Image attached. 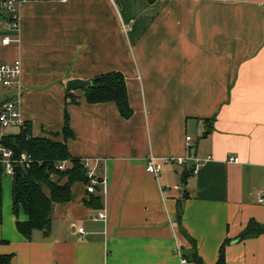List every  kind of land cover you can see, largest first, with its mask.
Returning <instances> with one entry per match:
<instances>
[{
	"label": "crops",
	"instance_id": "1",
	"mask_svg": "<svg viewBox=\"0 0 264 264\" xmlns=\"http://www.w3.org/2000/svg\"><path fill=\"white\" fill-rule=\"evenodd\" d=\"M3 13L0 64L22 63V118L34 137L92 160L107 192L97 189L95 209L86 185H74L70 202L53 205L50 233L27 240L13 214L14 177L3 174L0 255L13 264H195L182 257L181 203L203 264H217L227 240V264H264V233L238 239L251 223V232L264 228V0H28L18 31ZM7 37L19 43L3 45ZM110 72L125 76L130 119L114 103L89 104L83 90L67 104L69 81ZM17 90L0 92V106ZM188 155L210 160L196 174L192 163L167 164L159 178L146 170L150 156ZM102 209L108 221H94Z\"/></svg>",
	"mask_w": 264,
	"mask_h": 264
},
{
	"label": "trees",
	"instance_id": "2",
	"mask_svg": "<svg viewBox=\"0 0 264 264\" xmlns=\"http://www.w3.org/2000/svg\"><path fill=\"white\" fill-rule=\"evenodd\" d=\"M83 91L89 104L114 103L123 118L130 119L133 116L126 79L122 73L110 72L97 77L93 81V85ZM74 103H77V98L71 91H67V104ZM208 122L210 121H205V124ZM62 133L66 141L74 137L67 112ZM206 133L208 134V132ZM58 135L52 136L58 137ZM2 143L4 147L13 151L15 158H19L23 153H28L33 159L31 168L23 169L22 176L17 179L14 177L13 181V214L16 217L18 232L27 240L32 239L35 231L49 234L52 225L53 205L70 202L74 185L82 183L87 187L89 184L83 161L71 156L66 142H60L47 136L34 137L31 122H25L17 134L4 135ZM64 161L67 162V168L61 171L58 169V165ZM189 172L192 174L193 168ZM3 174L4 172L0 170V224L3 220L1 186ZM89 195L91 196L87 204L95 209L101 208V198L95 194ZM21 212L27 216L26 221L20 220ZM178 223L179 235L187 244V247L183 248L182 257L195 264H203L198 255L196 241L182 228L181 203L178 208ZM255 227V223H251L238 239L244 240L250 236L264 233V228L258 229L257 233L251 232V229ZM230 242L227 240L222 245L217 264H227L225 248ZM2 244H7V242L0 241V245ZM13 258V255H0V264H13Z\"/></svg>",
	"mask_w": 264,
	"mask_h": 264
},
{
	"label": "built area",
	"instance_id": "3",
	"mask_svg": "<svg viewBox=\"0 0 264 264\" xmlns=\"http://www.w3.org/2000/svg\"><path fill=\"white\" fill-rule=\"evenodd\" d=\"M28 0H0V9L8 14L6 29L18 31L19 30V7L25 4ZM117 6L120 1L123 0H107ZM3 45L18 44V39L5 38L2 41ZM22 75V63L20 60L13 62H5L0 64V92L4 90L17 88V93L14 97L6 100L0 108V170L6 175L15 177L16 167L19 166L21 170H29L32 166L33 159L28 153H23L19 158H15L12 150L4 147L2 140L6 135L7 130L11 128H21L25 121L21 114V100L22 91L20 88V79ZM191 137H187V141L190 142ZM210 157L206 160L196 158L193 155L185 157L171 158V159H159L155 156H150L147 159L146 170L151 175L159 178L162 171L167 164L176 163L180 166H185L188 163L193 164V173L196 174L203 167L205 161H209ZM230 162L239 163V159L230 158ZM84 167L87 172L89 184L87 185V192L89 194H96L99 187L102 188L104 194L107 192V180L101 179L98 176L97 165L92 160L86 159L83 161ZM67 168V162H60L58 169L64 171ZM259 202L264 205V197L260 198ZM94 221H108V213L106 209H102L93 217ZM78 232L84 234V228L80 227ZM178 253L181 255L180 250ZM186 260L183 259V262Z\"/></svg>",
	"mask_w": 264,
	"mask_h": 264
},
{
	"label": "water",
	"instance_id": "4",
	"mask_svg": "<svg viewBox=\"0 0 264 264\" xmlns=\"http://www.w3.org/2000/svg\"><path fill=\"white\" fill-rule=\"evenodd\" d=\"M93 85V81H82V80H72L67 83V90L68 91H75V90H85ZM16 175L15 178H19L22 176V170L19 166L16 167Z\"/></svg>",
	"mask_w": 264,
	"mask_h": 264
},
{
	"label": "rangeland",
	"instance_id": "5",
	"mask_svg": "<svg viewBox=\"0 0 264 264\" xmlns=\"http://www.w3.org/2000/svg\"><path fill=\"white\" fill-rule=\"evenodd\" d=\"M3 12H5V11H2V10L0 9V14H1V15H4ZM7 132L18 133V132H19V128H11V129H8Z\"/></svg>",
	"mask_w": 264,
	"mask_h": 264
}]
</instances>
